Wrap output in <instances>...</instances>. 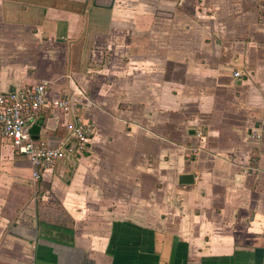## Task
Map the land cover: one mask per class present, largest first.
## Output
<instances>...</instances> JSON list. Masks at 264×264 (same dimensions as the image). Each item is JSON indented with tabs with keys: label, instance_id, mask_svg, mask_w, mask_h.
Segmentation results:
<instances>
[{
	"label": "crops",
	"instance_id": "obj_1",
	"mask_svg": "<svg viewBox=\"0 0 264 264\" xmlns=\"http://www.w3.org/2000/svg\"><path fill=\"white\" fill-rule=\"evenodd\" d=\"M44 81L64 152L0 140V264H264V0H0V93Z\"/></svg>",
	"mask_w": 264,
	"mask_h": 264
},
{
	"label": "built area",
	"instance_id": "obj_2",
	"mask_svg": "<svg viewBox=\"0 0 264 264\" xmlns=\"http://www.w3.org/2000/svg\"><path fill=\"white\" fill-rule=\"evenodd\" d=\"M235 76L239 77L240 73L236 72ZM49 92L50 83L44 81L0 93V140L9 141L30 162L35 180L54 168L64 152L62 147L39 139L33 132L40 113L47 106L64 114L74 109L73 102L67 98L49 99ZM65 126L69 137L77 141L79 151L84 150L96 129L94 121L83 116H74Z\"/></svg>",
	"mask_w": 264,
	"mask_h": 264
},
{
	"label": "water",
	"instance_id": "obj_3",
	"mask_svg": "<svg viewBox=\"0 0 264 264\" xmlns=\"http://www.w3.org/2000/svg\"><path fill=\"white\" fill-rule=\"evenodd\" d=\"M37 127L33 128V132L37 131ZM194 181V176L192 174H184L180 176V183L181 184H192Z\"/></svg>",
	"mask_w": 264,
	"mask_h": 264
}]
</instances>
